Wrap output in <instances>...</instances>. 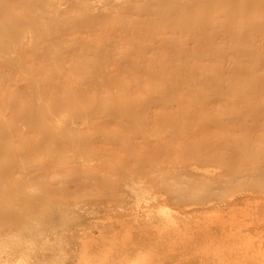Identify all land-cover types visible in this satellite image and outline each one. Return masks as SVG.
Segmentation results:
<instances>
[{"label": "rangeland", "instance_id": "rangeland-1", "mask_svg": "<svg viewBox=\"0 0 264 264\" xmlns=\"http://www.w3.org/2000/svg\"><path fill=\"white\" fill-rule=\"evenodd\" d=\"M52 202L63 230L44 232L65 251L40 264H107L147 207L182 224L156 218L163 244L128 263L163 246L159 264H264V0H0V237L18 234L0 241L5 263H29L22 224Z\"/></svg>", "mask_w": 264, "mask_h": 264}, {"label": "bare ground", "instance_id": "bare-ground-1", "mask_svg": "<svg viewBox=\"0 0 264 264\" xmlns=\"http://www.w3.org/2000/svg\"><path fill=\"white\" fill-rule=\"evenodd\" d=\"M242 143V142H241ZM240 146V145H239ZM241 147V146H240ZM148 151V150H147ZM231 151V150H230ZM142 152V151H141ZM155 152V151H154ZM200 152V151H199ZM139 153V152H138ZM239 154V153H238ZM111 155V154H110ZM150 155H151V153H150ZM148 157V156H147ZM153 157H154V155H153ZM203 157V156H202ZM146 158V157H145ZM167 158V157H166ZM149 159V158H148ZM168 162V161H167ZM184 162V161H183ZM182 163V162H181ZM202 163V162H201ZM189 164V163H188ZM188 164H183V166H182V168H180V169H177L178 171L180 170L181 172L183 171V173H185V175H187L188 177L189 176H192V174H190V170L191 169H196V168H198V167H196V165H193V164H191V165H188ZM201 165V164H200ZM136 166V165H135ZM247 166V165H246ZM52 167V166H51ZM153 167V166H152ZM151 167V168H152ZM159 167V166H158ZM204 167V166H203ZM206 167V166H205ZM204 167V169L206 170V168L208 167H206L205 168ZM125 168V167H124ZM146 168V167H145ZM200 168H202V166L200 167ZM234 168V167H233ZM262 168V167H261ZM44 169V168H43ZM122 169V168H121ZM154 169H155V167H154ZM157 169V168H156ZM156 169L154 170V171H156ZM160 168H158V170H159ZM172 169V168H171ZM174 169V168H173ZM203 169V168H202ZM212 169V168H211ZM219 169V168H218ZM225 169H227V168H225ZM240 169V168H239ZM68 170H70V169H68ZM125 170V169H124ZM138 170H140V169H138ZM145 170V169H144ZM142 171L143 173L145 172V171ZM152 170H153V168H152ZM204 170V171H205ZM241 170V169H240ZM256 170V169H255ZM72 171V170H71ZM179 171V172H180ZM225 171H227V170H225ZM243 170H241V173H240V171H234V172H236V175H237V172L238 173H240V175H242V172ZM141 172V173H142ZM153 172V171H152ZM208 172H210V171H208ZM134 173V172H133ZM137 173V172H136ZM136 173H135V175H136ZM178 173V172H177ZM187 173V174H186ZM212 173V172H211ZM222 173V172H221ZM116 174V173H115ZM114 174V175H115ZM153 174V173H152ZM182 174V173H181ZM189 174V175H188ZM202 174V173H201ZM200 174V175H201ZM233 174V173H232ZM231 174V175H232ZM101 175H103V174H101ZM140 175V174H139ZM143 175H145V174H143ZM173 175V174H172ZM184 175V174H183ZM184 175V176H185ZM198 175V174H197ZM210 175V174H209ZM221 175V174H220ZM224 175V174H223ZM223 175H222V177H223ZM155 176V175H154ZM175 176V175H174ZM202 176V175H201ZM200 176V177H201ZM215 176V175H214ZM218 176V175H217ZM230 176V175H229ZM90 177V176H89ZM105 177V176H104ZM136 177V176H135ZM139 177V176H138ZM157 177V176H156ZM171 177V176H170ZM187 177V178H188ZM212 177V176H211ZM231 177V176H230ZM236 177V176H235ZM88 178V177H87ZM137 178V177H136ZM142 178H143V176H142ZM192 178V177H191ZM240 178V177H239ZM248 178V177H247ZM104 179V178H103ZM139 179V178H138ZM140 179H141V177H140ZM152 179V178H151ZM195 179V178H194ZM235 179V178H234ZM249 179V178H248ZM127 180H128V178H127ZM131 180V179H130ZM160 180V179H159ZM228 180V179H227ZM81 181V180H80ZM90 181V180H89ZM105 181V180H104ZM109 181V180H108ZM107 181V182H108ZM135 181V180H134ZM133 181V182H134ZM139 181V180H138ZM163 181V180H162ZM212 181V180H211ZM124 182V181H123ZM148 182V181H147ZM157 182H160V181H157ZM196 182V181H195ZM232 182V181H231ZM88 183V182H87ZM98 183V182H97ZM106 183V182H105ZM125 183H128V181L126 182V180H125ZM140 183H142L141 181H140ZM220 183V182H219ZM233 183V182H232ZM247 183V182H246ZM262 183V182H261ZM84 184V183H83ZM86 184V183H85ZM91 184V183H90ZM216 184V183H215ZM218 184V183H217ZM228 184V183H227ZM81 185H82V183H81ZM94 185V184H93ZM108 185V184H107ZM133 185V184H132ZM165 185V184H164ZM212 185V184H211ZM76 186H77V184H76ZM89 186V185H88ZM127 186V185H126ZM125 186V187H126ZM142 186V185H141ZM162 186V185H161ZM216 186V185H215ZM219 186V185H218ZM217 186V187H218ZM86 187V186H85ZM130 188H131V186H129ZM90 188V187H89ZM129 188V189H130ZM134 188V186L132 187V189ZM135 188H137V187H135ZM145 188V187H144ZM210 188V187H209ZM51 189H53V188H51ZM70 189V188H69ZM75 189V188H74ZM143 189V188H142ZM221 189V188H220ZM248 188H244L243 189V191L244 192H246V190H247ZM84 190V189H83ZM89 190V189H88ZM115 190V189H114ZM158 190V189H157ZM159 190H160V188H159ZM229 190V189H228ZM76 191V190H75ZM215 191V190H214ZM79 192V191H78ZM160 192H161V190H160ZM212 192H213V190H212ZM241 192H242V190H241ZM159 193V192H158ZM250 193V192H249ZM242 194H243V192H242ZM248 194V193H247ZM161 195V194H160ZM252 195V194H251ZM150 196H152V195H150ZM163 196H164V193H163ZM162 195L159 197V199H157L158 201H161V200H164V197H163ZM181 196V195H180ZM218 196V195H217ZM154 197V196H153ZM186 197V196H185ZM192 197V196H191ZM166 198H167V196H166ZM175 198V197H174ZM173 198V199H174ZM170 199H171V197H170ZM172 199V200H173ZM176 199V198H175ZM174 199V200H175ZM180 199V198H179ZM131 200V199H130ZM156 200V201H157ZM166 200V199H165ZM253 200V199H252ZM257 200V199H256ZM134 201V200H133ZM131 202V205H132V203L134 204V202ZM155 201V200H154ZM155 201V202H156ZM258 201V200H257ZM169 202V201H168ZM214 202V201H213ZM53 203V202H52ZM51 203V205H54V204H57L58 205V202L57 203H53L52 204ZM127 203H129V202H127ZM137 203V202H136ZM174 203H175V201H174ZM177 203V202H176ZM195 204H205V203H208V202H206V201H203V200H198L197 202H194ZM210 203H211V201H210ZM60 204V203H59ZM108 204V203H107ZM130 204V203H129ZM138 204V203H137ZM153 204V203H152ZM209 204V203H208ZM207 204V205H208ZM231 204V203H230ZM62 205V204H61ZM130 205V206H131ZM156 205L158 206V204L156 203ZM234 205V204H233ZM56 206V205H55ZM65 206V205H64ZM129 206V205H128ZM154 206V205H153ZM156 206V207H157ZM159 206H160V204H159ZM57 207V206H56ZM59 207H60V205H58V207L57 208H54V207H52L53 209H52V211H50L49 212V210H48V212H44V214H41L40 215V217L41 218H38L36 215H34V216H30V218H32V220L30 221V222H27V224L26 223H23L22 225H26L24 228H25V232H28V237H29V239H28V241H27V245L26 246H24V244H22V245H20V249H17V250H20L21 252H22V254H23V256H24V259L22 260L21 258V260L20 261H24L25 263L26 262H28L29 261V263H26V264H40V263H38V259L40 260H45L46 258H48V257H50L51 255H53V254H55V252H53V251H56V248H55V246H60V244H61V238L59 237L60 236V234L62 235V231L60 232V234H59V236H58V233H55V234H57L56 236H55V238H53V236H51V238L52 239H50L49 237V240H47L48 238H47V234H46V232H44V230H45V227H49V228H51V227H53L52 229L53 230H51V231H49V233H48V235L51 233H54L55 231H56V229L54 228V226L55 225H51V221L52 220H59L60 221V219H62V217L64 216V214H62V211H64V207L62 206V208H60L59 209ZM70 207V206H69ZM135 207V206H134ZM160 207H162V206H160ZM183 207V206H182ZM216 207H217V205H216ZM241 207V206H240ZM73 208V207H72ZM75 208V207H74ZM130 209L132 208V207H129ZM143 208V207H142ZM142 208H141V210H142ZM153 208V207H152ZM152 208L150 207V208H144L143 210H142V213H144V216H141L142 217V219H139L140 218V216L138 217H135V219H136V221H138V223L137 224H140L141 223V226H139L138 228H136V230H138L137 232H135V234H136V237H135V239L132 241V243H130L131 245H122V243L120 242V244H117L115 247L113 246V250H112V252H113V257L112 258H110V259H108L109 261H108V263L107 264H131V263H128L129 261H128V256L131 254V253H133L134 252V254L135 253H137V252H139V250H142V249H146L148 246L147 245H149L150 246V248H152L151 247V244L154 246V244H157L158 245V243H162L163 244V242L161 241V242H159L160 240H158L159 239V237H160V239H161V230H157L158 232H159V235H157L155 232H156V230H155V226H156V223H155V221H157V220H159V219H163V220H161L163 223H165V224H170L169 226L170 227H172L173 228V225L171 224L172 222H173V224H174V228L173 229H176V227L177 226H179V225H176V227H175V224L176 223H179L180 225L182 224V223H180L178 220H176V221H178V222H176L175 223V221H174V219H176V218H173V216H175V215H173L172 216V214H171V212L169 213V214H171L170 216L166 213V216H163V213H162V217H160L159 218V216L158 217H156V215H152L153 214V212H152ZM163 208V207H162ZM255 208V207H254ZM70 210V209H68V208H66L65 207V212L67 211V210ZM111 209V208H110ZM124 209H126V208H124ZM140 209V208H139ZM138 209V210H139ZM242 209V208H241ZM115 210V209H114ZM140 210V211H141ZM155 210V209H154ZM164 210H165V208H164ZM254 210V209H253ZM91 211V210H90ZM217 211V210H216ZM215 211V212H216ZM246 211V210H245ZM88 212V211H87ZM115 212V211H114ZM119 212V211H118ZM138 212V211H137ZM136 212V213H137ZM160 213L162 212L161 211V209H160V211H159ZM208 212V211H207ZM240 212V211H239ZM43 213V212H42ZM68 213H69V211H68ZM140 213V212H139ZM138 213V214H139ZM67 214V213H66ZM80 214V213H79ZM131 214V213H130ZM132 214H133V212H132ZM206 214V213H205ZM86 215V214H85ZM90 215V214H89ZM142 215V214H141ZM165 215V214H164ZM71 216V215H70ZM74 216H76V214H74ZM172 216V217H171ZM242 216V215H241ZM121 217H123V216H121ZM125 217V216H124ZM129 217V216H128ZM134 217L132 218V217H130V218H132V219H127L126 221H133V219H134ZM144 217V218H143ZM64 218V217H63ZM65 218H67V217H65ZM78 218V217H77ZM110 217H108L107 219H109ZM156 218H159V219H156ZM172 218V219H171ZM237 218V217H236ZM235 218V219H236ZM96 219V218H95ZM112 219V218H111ZM110 219V220H111ZM115 219V218H114ZM120 219H123V218H120ZM120 219L118 220V219H116L115 221H117V222H119L120 221ZM101 220V219H100ZM125 220V219H124ZM173 220V221H172ZM230 220V219H229ZM69 221V220H68ZM68 221L66 222V223H68ZM80 221V220H79ZM78 221V222H79ZM136 221L134 222V223H136ZM184 221H186V220H184ZM217 221V220H216ZM219 221V220H218ZM258 221V220H257ZM71 222V221H70ZM76 222V221H75ZM122 222V223H121ZM181 222H183L182 220H181ZM238 222V221H237ZM112 223V222H111ZM120 223L123 225V221H120ZM130 223V222H129ZM132 223V222H131ZM133 223V224H134ZM193 223V222H192ZM216 223V222H215ZM220 223V222H219ZM218 223V224H219ZM228 223V222H227ZM29 224H31V226L29 227L28 225ZM76 226H77V224H79V223H74ZM119 224V223H118ZM132 224V225H133ZM155 224V226H153ZM191 224V223H190ZM68 225V224H67ZM74 225V226H75ZM124 225H125V222H124ZM192 225V224H191ZM214 225V224H213ZM228 225V224H227ZM33 226H37L36 227V229L33 227ZM61 226H64L65 227V225H61ZM73 225H71V227H72ZM110 226V225H109ZM121 226V225H120ZM126 226H127V224H126ZM136 226H138V225H136ZM203 226V225H202ZM58 227V226H57ZM71 227H69L68 228V226H66V229L68 228V230L69 229H71ZM122 227V226H121ZM129 227V226H128ZM182 227V226H181ZM183 227H185V225H183ZM228 227V226H227ZM242 227V226H241ZM246 227V226H245ZM89 228V227H88ZM135 228V227H134ZM152 228L154 229V230H152ZM165 228H167V226L165 225L164 226V228H162V226H161V229H164V230H166ZM179 228V227H178ZM177 228V229H178ZM186 228V227H185ZM188 228V227H187ZM218 228V227H217ZM236 228V227H235ZM65 229V230H66ZM94 229V228H93ZM113 229V228H112ZM168 229H170L169 227H168ZM167 229V230H168ZM183 228H181L180 230H182ZM200 229V228H199ZM205 229H207V227L205 228ZM237 229V228H236ZM59 230H63L62 229V227H61V229H59ZM59 230H57L56 232H59ZM124 230V229H123ZM136 230H133V234H132V236L133 235H135L134 234V231H136ZM163 230V231H164ZM167 230H166V237L165 238H168L169 237V234L170 233H168L167 234ZM179 230V229H178ZM188 230V229H187ZM191 230V229H190ZM193 230V229H192ZM195 230V229H194ZM204 230V229H203ZM219 230V229H218ZM152 231H155V232H152ZM168 231H172L171 229L170 230H168ZM183 231V230H182ZM182 231H181V233H182ZM211 231H213V230H211ZM97 232V231H96ZM131 232V231H130ZM157 232V233H158ZM184 232H186V229H185V231ZM183 232V233H184ZM191 232V231H190ZM199 232V231H198ZM201 232V231H200ZM206 233H207V231H205ZM260 232V231H259ZM8 234H6V233H4V234H2L1 235V239H0V241L3 239H8V240H11L12 238H4V237H15V235H18V234H16L15 232H13V231H9V232H7ZM15 233V234H14ZM111 233V232H110ZM109 233V234H110ZM113 233V232H112ZM157 235H155V234ZM179 233H180V231H179ZM210 233V232H209ZM229 233V232H228ZM68 234V233H67ZM98 234V233H97ZM104 234V233H103ZM172 234V233H171ZM174 234V233H173ZM200 235H201V237L205 234H203L202 232L201 233H199ZM208 234V233H207ZM211 234V233H210ZM214 234H216V233H214ZM213 234V235H214ZM236 234V233H235ZM258 234H260V233H258ZM71 235V234H70ZM77 235V234H76ZM83 235H85V234H83ZM106 235H108V234H106ZM125 235V234H124ZM182 234H180V236H181ZM198 234H196V235H194V236H192V237H196ZM58 236V237H57ZM100 236H102V235H100ZM110 236V235H109ZM112 236V235H111ZM184 236V235H183ZM208 235H206V237H207ZM210 236V235H209ZM212 236V235H211ZM216 236V235H215ZM257 236V235H256ZM57 237V238H56ZM62 237V236H61ZM86 237V236H85ZM104 237V236H103ZM108 237V236H107ZM128 237H129V235H128ZM182 237V236H181ZM187 237H189L188 235H187ZM186 236H184V237H182L183 239H185L186 241H190V239H192V237H190V239L189 238H187ZM213 237V236H212ZM218 237V236H217ZM247 237H248V235H247ZM258 237V236H257ZM47 238V239H46ZM64 238V237H63ZM105 238V237H104ZM110 238V237H109ZM131 238V237H130ZM158 238V239H157ZM188 240H187V239ZM199 238V235L196 237V240ZM260 238V237H259ZM84 239V238H83ZM98 239V238H97ZM131 239H133V238H131ZM131 239H129V241H128V243L127 244H129V242H131ZM171 238L169 237V239L168 240H170ZM193 239H195V238H193ZM200 239H203V240H205L204 239V237H202V238H200ZM207 239H208V237H207ZM216 240H217V238H215ZM263 239V238H262ZM106 240V239H105ZM161 240H163V238L161 239ZM180 240V239H179ZM236 240V239H235ZM70 241V240H69ZM107 241V240H106ZM111 241H112V239H111ZM175 241V240H174ZM180 241H182V244H184L183 243V241L184 240H180ZM179 241V242H180ZM215 241V240H214ZM81 242V241H80ZM87 242V241H86ZM96 242V241H95ZM95 242H94V245H95ZM117 242V241H116ZM173 242V241H172ZM200 242V241H199ZM5 243V242H4ZM3 243V244H4ZM77 243H79V242H77ZM84 243V242H83ZM83 243H82V246L83 247H90V246H86L85 244L83 245ZM98 243V242H97ZM113 243V242H112ZM169 243V242H168ZM174 243V242H173ZM181 243V242H180ZM205 243V242H204ZM14 244V243H13ZM165 244V243H164ZM185 244H186V242H185ZM184 244V245H185ZM242 244V243H241ZM106 245V244H105ZM112 245H114V244H112ZM157 245H155V246H157ZM166 245V244H165ZM168 245V244H167ZM169 245H171V243H169ZM175 245H177V244H175ZM174 245V246H175ZM180 245V244H179ZM217 245V244H216ZM252 245V244H251ZM12 246V245H11ZM69 246V245H68ZM74 246V245H73ZM95 246H97V245H95ZM109 246V245H108ZM146 246V248H143V247H145ZM159 246L161 247V245L159 244ZM178 246V245H177ZM3 247H5V246H3ZM24 247V248H23ZM62 246H60L58 249H62L61 248ZM158 247V246H157ZM159 247V248H160ZM163 247V246H162ZM162 247H161V249H160V252L161 253H164L163 251H162ZM166 247V246H165ZM12 248V247H11ZM10 248V249H11ZM86 248H84V250L86 249ZM168 248V247H167ZM166 248V249H167ZM170 248V247H169ZM0 249H1V247H0ZM4 249V248H3ZM9 249V248H8ZM83 249V248H82ZM90 249V248H89ZM98 249H99V247H98ZM98 249L97 248H94L93 250H96V251H98ZM103 249V248H102ZM154 249V248H153ZM176 249V248H175ZM218 249V248H217ZM13 250V249H12ZM14 250H16V249H14ZM63 250L64 249H62V252H63ZM100 250V249H99ZM168 250V249H167ZM170 250V249H169ZM173 250V249H172ZM171 250V251H172ZM65 251V250H64ZM90 251V250H89ZM95 251V252H96ZM103 251V250H102ZM101 251V252H102ZM105 251V250H104ZM103 251V252H104ZM146 251V250H145ZM153 251V250H152ZM166 251V250H165ZM261 251H262V249H261ZM60 252V251H59ZM87 252H88V250H87ZM94 252V251H93ZM99 252V251H98ZM147 252V251H146ZM151 252V251H150ZM156 252V256L154 255L153 257H155L154 258V260L155 261H153V259L151 260L150 259V257H149V259L151 260V262H153V263H148V262H146L145 261V263H143V264H157L156 262H158V264H159V262H165L166 260H168V259H172V257L171 258H169L170 256H166L165 254H161V253H158L159 252V249H158V252H157V250L155 251ZM174 252H177V251H174ZM3 253H6V255L5 256H2V255H0V264H8V263H5V260H7V262H12V260L10 259V253H11V251H8V250H5ZM82 253H84V251L83 252H81V254L80 255H82ZM91 253V254H90ZM90 253H88V254H90V255H87L86 254V251H85V253H84V256H81V257H83L82 259L81 258H79L80 256H79V254H78V258L79 259H81L83 262H79V260H76V261H78V263L76 262V263H72L71 261L70 262H68L69 260H68V258H67V256H61V260L59 261V264H92L94 261H99L100 262V264H103L105 261L104 260H102V259H100V260H98V255H94L92 252H90ZM109 253V252H108ZM170 253V252H169ZM21 254V255H22ZM96 254V253H95ZM104 254H105V252H104ZM111 254V253H110ZM154 254V253H153ZM152 254V255H153ZM176 254H179V253H176ZM252 254V253H251ZM263 254V253H262ZM12 255V254H11ZM93 255V256H92ZM106 255V254H105ZM143 255V254H142ZM147 255H149V254H147ZM151 255V256H152ZM229 255V254H228ZM23 256H22V258H23ZM102 256H104V255H102ZM176 256H178V257H181V256H179V255H176ZM3 257H6L5 259H2ZM32 257H36L37 259H35V260H33L32 261ZM55 257V256H54ZM174 257V256H173ZM264 257V256H263ZM13 258V257H12ZM18 258V257H17ZM101 258V257H100ZM146 258V257H145ZM31 259V260H30ZM135 259V258H134ZM149 259H147V260H149ZM174 259V258H173ZM176 259V258H175ZM181 260L183 259L182 257L180 258ZM14 260V259H13ZM16 260V259H15ZM19 260V259H18ZM57 260V259H56ZM75 260V259H74ZM136 260V259H135ZM142 260V259H141ZM20 261H18V262H20ZM42 262V261H41ZM99 262H98V264H99ZM132 262V261H131ZM139 262V261H138ZM144 262V261H143ZM175 262V261H174ZM21 263H23V262H21ZM20 263V264H21ZM134 263V262H133ZM193 263H199V264H201L202 263V258L201 259H199L198 260V258L196 257V258H190L189 260H187V264H193ZM9 264H11V263H9ZM94 264H97V263H94ZM142 264V263H141Z\"/></svg>", "mask_w": 264, "mask_h": 264}]
</instances>
